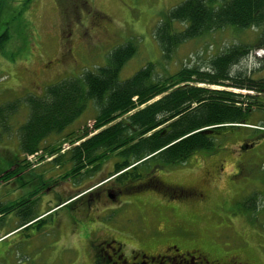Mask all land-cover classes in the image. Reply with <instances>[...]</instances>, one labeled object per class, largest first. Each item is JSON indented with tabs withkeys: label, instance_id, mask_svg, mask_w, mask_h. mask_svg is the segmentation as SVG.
<instances>
[{
	"label": "rangeland",
	"instance_id": "rangeland-1",
	"mask_svg": "<svg viewBox=\"0 0 264 264\" xmlns=\"http://www.w3.org/2000/svg\"><path fill=\"white\" fill-rule=\"evenodd\" d=\"M1 1L4 6L0 11V36L7 31L9 39L0 49V105L18 99L21 102L17 112L9 115L6 128L0 126V203H17L27 195L42 196L33 216L44 218L55 212L27 231L18 228L21 219L13 212L15 210L0 218V236L11 232L6 236L10 237L8 244L12 247L10 258L28 260L34 259L35 253H28L21 247L25 246L29 233L39 228V232L48 237L44 241L47 243L54 237L51 220L59 212L54 208L56 200L49 205L47 199L54 196L56 190L63 196L75 195L78 188L111 175L116 172L118 157L111 154L99 170L71 178L66 176L69 167L58 168L51 162L53 155L41 151L32 155L20 152L19 127L29 115L24 98L42 96L49 85L105 66L112 50L131 38H135L138 52L123 67L121 79L131 77L147 62L153 61L157 74L195 66L206 70L210 60L228 47L255 44L257 30H218L182 43L166 59L155 37L156 27L165 13L185 0H25L27 6L23 0ZM175 28L181 29L183 25L176 23ZM263 53V48L254 49L238 70H245L247 77L264 80V64H259L257 59ZM235 72L237 69L232 70V75ZM200 86L256 96V102L264 106V92L236 87L232 81ZM96 113L90 103L66 131L53 135L45 144L51 147L60 144L62 149L70 147L67 134L86 128L92 130ZM251 116L253 121L259 119L258 113ZM229 129L227 126L216 133L215 149L200 150L187 163L170 166L182 169V176L177 179L182 186L206 187L208 191L206 203L182 202V248L199 245L212 259L225 257L238 259L242 264H264V138L257 140L253 149L243 152L239 146L244 141H252L248 133ZM252 154L247 163V156ZM159 169L166 171L168 167L164 165ZM128 176L122 179H131ZM43 179L56 180V190L47 192L51 184L44 181L42 184ZM248 200L256 201L255 210L249 208ZM144 214L139 213V216ZM106 217L105 214L96 216V220H100L98 228L104 226ZM120 225L125 226L122 221ZM94 232L88 225L79 231L84 233L82 245L90 246ZM41 256L47 260L55 258L46 248L41 250ZM72 257L70 251L67 256L58 257L57 264Z\"/></svg>",
	"mask_w": 264,
	"mask_h": 264
},
{
	"label": "trees",
	"instance_id": "trees-1",
	"mask_svg": "<svg viewBox=\"0 0 264 264\" xmlns=\"http://www.w3.org/2000/svg\"><path fill=\"white\" fill-rule=\"evenodd\" d=\"M3 6L0 0V11ZM176 23L183 28H175ZM227 28L256 29V42L228 47L210 60L206 70L195 66L157 74L153 61L121 79L123 67L138 52V44L131 38L112 50L105 66L49 85L42 96H26L29 115L19 127L20 152L53 155L55 165L70 166L66 176L71 178L93 173L115 153L114 173H120L122 181L126 175L141 177L139 168L151 161L161 166L185 164L194 153L215 149L216 133L244 123L252 107L263 105L256 102V96L200 85L232 81L236 87L264 92V80L238 70L254 49H264V0H185L164 14L155 31L162 56L168 59L182 43ZM8 39L6 31L0 36V49ZM257 59L264 64V55ZM233 69H237L234 75ZM20 102L0 105V126L6 128ZM90 103L97 112L92 130L68 133L71 145L64 152L60 144H45L66 131ZM246 203L256 209L255 200ZM26 209L31 207L22 202L0 203V218Z\"/></svg>",
	"mask_w": 264,
	"mask_h": 264
},
{
	"label": "flooded vegetation",
	"instance_id": "flooded-vegetation-1",
	"mask_svg": "<svg viewBox=\"0 0 264 264\" xmlns=\"http://www.w3.org/2000/svg\"><path fill=\"white\" fill-rule=\"evenodd\" d=\"M24 5L28 3L25 1ZM255 113H258L259 119L253 121L251 114ZM248 116L244 123L229 126L231 131L242 130L248 133V138L252 140L249 143L244 141L239 146L243 152L253 149L256 141L264 138V106L252 107ZM251 156L253 154L247 156V163H250ZM56 166L70 167L68 164ZM170 166L175 165H168V170L164 171L159 169L162 167L159 163L151 161L148 166L139 168L142 173L139 178L123 182L118 179L120 173H112L97 183L78 188V193L72 196L60 195L56 190V180L43 179L42 184H51L47 186V192L56 190V194L47 199V203L50 205L56 200L54 208H58L59 212L51 220L54 233L51 243L44 242L48 237L37 228L28 234L25 246H20L28 253H35L34 259L12 260V247L8 244L10 237H6L11 232L1 235L0 264H57L58 257L67 256L70 251L73 257L64 260L62 264H242L235 258H209L199 245L191 249L182 248V202L206 203L208 191L206 187L182 186L177 181L182 176V169ZM40 197L27 195L19 201L26 204V208L31 207L30 210L15 212L21 219L18 227H23L21 231L35 227L55 214L44 218L33 216ZM133 207L134 211L131 210ZM117 212H121V215H115ZM143 212L145 214L139 216ZM104 214L107 215V221L103 227L98 228L100 220H96V216ZM121 221L125 226L120 225ZM85 225L96 231L90 246L81 243L84 233L79 231L84 230ZM45 248L55 256L54 259H43L41 250Z\"/></svg>",
	"mask_w": 264,
	"mask_h": 264
},
{
	"label": "clouds",
	"instance_id": "clouds-1",
	"mask_svg": "<svg viewBox=\"0 0 264 264\" xmlns=\"http://www.w3.org/2000/svg\"><path fill=\"white\" fill-rule=\"evenodd\" d=\"M264 55V53L262 54V55H258L259 57H261V56H263Z\"/></svg>",
	"mask_w": 264,
	"mask_h": 264
},
{
	"label": "water",
	"instance_id": "water-1",
	"mask_svg": "<svg viewBox=\"0 0 264 264\" xmlns=\"http://www.w3.org/2000/svg\"><path fill=\"white\" fill-rule=\"evenodd\" d=\"M210 132H213V131H210Z\"/></svg>",
	"mask_w": 264,
	"mask_h": 264
}]
</instances>
